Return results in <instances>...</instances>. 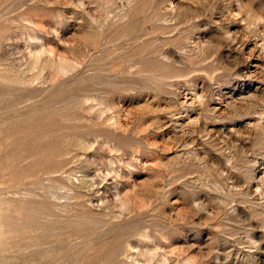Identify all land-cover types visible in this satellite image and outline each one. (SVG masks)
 Listing matches in <instances>:
<instances>
[{"label": "rangeland", "instance_id": "374dc122", "mask_svg": "<svg viewBox=\"0 0 264 264\" xmlns=\"http://www.w3.org/2000/svg\"><path fill=\"white\" fill-rule=\"evenodd\" d=\"M0 264H264V0H0Z\"/></svg>", "mask_w": 264, "mask_h": 264}]
</instances>
